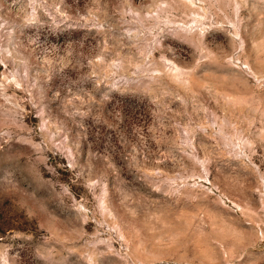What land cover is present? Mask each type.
Here are the masks:
<instances>
[{
    "label": "rangeland",
    "instance_id": "rangeland-1",
    "mask_svg": "<svg viewBox=\"0 0 264 264\" xmlns=\"http://www.w3.org/2000/svg\"><path fill=\"white\" fill-rule=\"evenodd\" d=\"M0 264H264V0H0Z\"/></svg>",
    "mask_w": 264,
    "mask_h": 264
}]
</instances>
